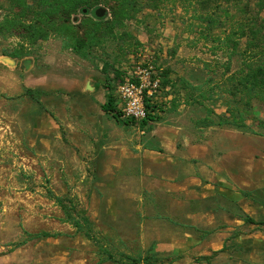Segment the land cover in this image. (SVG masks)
I'll list each match as a JSON object with an SVG mask.
<instances>
[{"label": "rangeland", "instance_id": "1", "mask_svg": "<svg viewBox=\"0 0 264 264\" xmlns=\"http://www.w3.org/2000/svg\"><path fill=\"white\" fill-rule=\"evenodd\" d=\"M137 1L116 22L112 0L51 20L0 1V264H264L243 220L264 222V94L239 85L264 59V0ZM104 61L146 84L170 71L157 122L101 111L106 87L122 110L124 78Z\"/></svg>", "mask_w": 264, "mask_h": 264}, {"label": "trees", "instance_id": "2", "mask_svg": "<svg viewBox=\"0 0 264 264\" xmlns=\"http://www.w3.org/2000/svg\"><path fill=\"white\" fill-rule=\"evenodd\" d=\"M1 1V0H0ZM8 1L12 5L15 4V0H2ZM100 0H36V13L39 16V19L44 20H51L57 15H64L65 17H69L79 9L84 7L90 8L93 4L98 3ZM114 3V8H112V17L114 22L119 21L121 19L130 18L134 14H137L140 11L139 6H137V0H112ZM8 18L2 19L0 21V35L3 33L2 31H6L9 29V25L11 24L10 21L7 20ZM264 21V20H263ZM211 22H208V25ZM42 26H40L41 28ZM113 27H110V31ZM26 30H32L33 35L38 34L40 37H45L41 35L40 30L35 31L34 25H28ZM43 33V31L41 30ZM253 31H250V34ZM40 33V34H39ZM110 33V32H109ZM103 33L99 30L91 34L89 39L87 40H77L72 44V50L81 58L87 59L89 54L96 46L104 45L106 40H103ZM254 36V35H253ZM255 38V36H254ZM250 38V41L254 42ZM109 67L112 69L113 67L109 65L107 62L104 61V69L103 73L106 77V68ZM114 78L118 79L123 76L118 70L112 69ZM170 71L169 70H161L158 75L159 78V88L158 91H163L167 88L171 89L174 87V83L170 78ZM107 79V77H106ZM239 85L242 87L243 90L246 92H255V93H263L264 94V59L261 61V64H253V66L249 67L248 72L240 79ZM108 93L106 95V101L100 106V109L105 114L111 115L114 119H123L125 124H132L134 120L129 118H124L122 113L118 110V105L116 98L112 94V90L110 87H106ZM144 107L146 109V116L145 119L142 120L141 123L147 124L148 122H157L160 119L161 107L154 104L153 100L150 97H146V90H144ZM58 204L61 206L62 210L67 216V219H70V214H68L69 209L63 205L62 202L57 201ZM78 219H83L84 223L87 225L84 234L90 229V223L86 218L78 217ZM243 220L250 224H258L264 226V222L256 223L252 218L249 216H244ZM75 227L78 228L79 231H82L79 227V222L75 223ZM80 228V229H79ZM88 230V231H87ZM111 259V257L109 258ZM131 264H155L156 256H149L145 257L144 259L137 260L133 258H127ZM205 260H209V257L204 258ZM116 264H124L123 262H115Z\"/></svg>", "mask_w": 264, "mask_h": 264}, {"label": "built area", "instance_id": "3", "mask_svg": "<svg viewBox=\"0 0 264 264\" xmlns=\"http://www.w3.org/2000/svg\"><path fill=\"white\" fill-rule=\"evenodd\" d=\"M144 71L142 70V72ZM121 78H123L122 83L117 88L118 97L122 104L120 112L124 118L132 119L134 122H142L146 116L144 90H146V97L151 98L152 92L157 91L159 87V78L152 76V81H148L147 84L143 77H138L137 81H133L123 74Z\"/></svg>", "mask_w": 264, "mask_h": 264}, {"label": "water", "instance_id": "4", "mask_svg": "<svg viewBox=\"0 0 264 264\" xmlns=\"http://www.w3.org/2000/svg\"><path fill=\"white\" fill-rule=\"evenodd\" d=\"M95 14L97 17H102L104 15V11L101 9H98L95 11Z\"/></svg>", "mask_w": 264, "mask_h": 264}, {"label": "bare ground", "instance_id": "5", "mask_svg": "<svg viewBox=\"0 0 264 264\" xmlns=\"http://www.w3.org/2000/svg\"><path fill=\"white\" fill-rule=\"evenodd\" d=\"M27 64V63H26Z\"/></svg>", "mask_w": 264, "mask_h": 264}]
</instances>
